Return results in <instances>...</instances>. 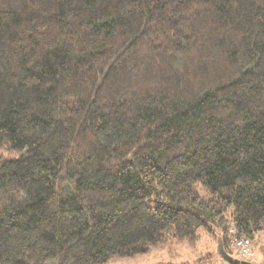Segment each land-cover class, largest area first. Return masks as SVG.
I'll use <instances>...</instances> for the list:
<instances>
[{"label": "trees", "instance_id": "obj_1", "mask_svg": "<svg viewBox=\"0 0 264 264\" xmlns=\"http://www.w3.org/2000/svg\"><path fill=\"white\" fill-rule=\"evenodd\" d=\"M264 231V0H0V264H105Z\"/></svg>", "mask_w": 264, "mask_h": 264}, {"label": "rangeland", "instance_id": "obj_2", "mask_svg": "<svg viewBox=\"0 0 264 264\" xmlns=\"http://www.w3.org/2000/svg\"><path fill=\"white\" fill-rule=\"evenodd\" d=\"M229 233V253L235 258L244 259L254 264H264V231L256 233L252 239V255L241 256L232 246L235 232ZM199 239L196 243L168 239L161 246L152 248L149 252L138 254L134 257L119 258L105 264H230L226 262L218 252L219 237H213L204 231H199ZM222 244V243H221ZM223 245V244H222ZM224 247V246H223Z\"/></svg>", "mask_w": 264, "mask_h": 264}, {"label": "built area", "instance_id": "obj_3", "mask_svg": "<svg viewBox=\"0 0 264 264\" xmlns=\"http://www.w3.org/2000/svg\"><path fill=\"white\" fill-rule=\"evenodd\" d=\"M231 233H234L233 226H231ZM232 246L241 256L250 257L252 255L253 242L249 237H234Z\"/></svg>", "mask_w": 264, "mask_h": 264}, {"label": "water", "instance_id": "obj_4", "mask_svg": "<svg viewBox=\"0 0 264 264\" xmlns=\"http://www.w3.org/2000/svg\"><path fill=\"white\" fill-rule=\"evenodd\" d=\"M218 252L221 255V257L230 264H254L247 260H242L239 258H235L232 255H230L223 247L221 243L218 245Z\"/></svg>", "mask_w": 264, "mask_h": 264}]
</instances>
